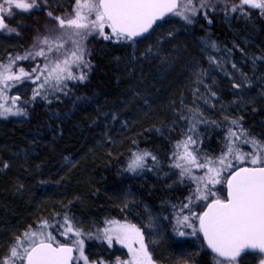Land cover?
Returning a JSON list of instances; mask_svg holds the SVG:
<instances>
[{"label": "trees", "instance_id": "16d2710c", "mask_svg": "<svg viewBox=\"0 0 264 264\" xmlns=\"http://www.w3.org/2000/svg\"><path fill=\"white\" fill-rule=\"evenodd\" d=\"M207 17V23L194 20L188 39L194 38L212 52L230 53L243 66L254 91L264 93V16L215 12ZM126 42L94 41L87 79L70 80L63 91L49 93L47 99L37 96L33 100L28 80L10 91L11 97H20L18 102L27 115L0 126V241L44 222L56 226L65 217L86 227L97 226L124 218V212L131 214L132 206L147 207L169 219L172 205L178 208L187 201L192 187L173 166L175 146L191 135L197 140L191 150L209 156L210 150H218L219 132H206L211 127L202 123L196 124L194 133L166 131L168 123L159 121L160 105L151 113L142 112L135 100H129L125 65L134 43ZM213 42L215 48L210 47ZM98 106L118 109L126 122L109 133L94 130L89 116ZM239 125L249 134L264 133V98L244 111ZM102 133L105 136H99ZM143 151L155 155L159 165L154 166L149 156L145 169L129 171L132 154ZM64 157L70 163L64 164ZM191 237H183L180 245L165 244L167 256L174 261L209 264L210 253L200 234Z\"/></svg>", "mask_w": 264, "mask_h": 264}, {"label": "rangeland", "instance_id": "374dc122", "mask_svg": "<svg viewBox=\"0 0 264 264\" xmlns=\"http://www.w3.org/2000/svg\"><path fill=\"white\" fill-rule=\"evenodd\" d=\"M27 2H31V0H27ZM200 2L201 0H193L198 9ZM4 3L5 0H0V4ZM38 3L40 4V8H35L27 13L14 7L11 16L2 13L8 28H13L16 31L10 33L6 28L0 32V64L7 65L10 60L16 57L24 56L29 51L34 52L39 50V45L35 49L32 48L34 41L38 37L48 35L47 29L57 26V21L49 17L47 13L51 12L53 16L67 19L73 15V8L75 6V0H47L46 5L44 0H38ZM208 3L215 5V7L198 11L194 20L200 18L201 21L203 20L207 23L209 22L207 16L213 15L215 12H220L224 16H231V14L246 16L245 12H247V15L253 14L255 17L264 16L261 10L251 9L247 5L242 6L244 11L238 10L233 12L231 10L232 6L240 5V0H208ZM204 13H207V15L205 16ZM91 18L94 19V16ZM190 25L181 18L171 15L160 22L146 37L135 41L132 47V56L127 59L128 62L125 65L128 68V98L129 100H135L142 112L149 111L151 113L160 105L161 108L158 113L159 121L168 123L167 128H164L166 131H176L175 129L189 131L194 118L197 119L196 124L199 123L198 120L200 119L205 121L202 124L211 127L207 131L204 129L206 132L214 133L215 130L213 129L219 132L217 152L212 153L211 150L208 152L210 153L208 157L215 159L222 154V151H226L224 144L228 129L231 128L233 131L239 132V129L236 125L232 124V121H238L240 124L244 111L252 108L256 99L264 98V93L254 91V87H251V80L248 79L243 66L235 62L230 53L223 50L212 52L194 38L188 39V35L190 34L188 28ZM104 31L106 35H111L112 38L105 40L98 33H93L84 41L87 49L86 60H89V54L94 41H98L99 39L107 42L127 44V40H117L111 34L110 28L105 27ZM3 44H8L9 47L5 48ZM65 47L68 49L72 45L69 43ZM44 63L43 57H36L35 60L31 58L16 60V63L13 65V72L18 73L20 67H23L27 72H31L33 67L37 65L43 67ZM82 70L75 66L72 67V71L76 75H79ZM28 81L32 84L33 93V90L37 88L40 82L33 83L32 80ZM67 82L65 83L67 84ZM16 85L18 86L19 83ZM16 85L13 87H16ZM236 85H239V87H236ZM13 87L7 89L4 93V98L0 99V104L10 107L15 111L21 108V104L18 102L20 99L15 105L11 103L12 97L10 96V91ZM45 93L49 94L52 91L46 87L45 90L41 91L40 96H44ZM2 110L0 109V111ZM19 116L9 114L7 117H0V126L6 120L17 119ZM89 117L90 127L94 128V130L98 129V131L106 129V133H109L111 129H119L126 122V119L122 117L119 110H116L114 107H95L94 114ZM241 127L244 129L243 126ZM261 127L264 130V126ZM102 135L104 133L99 134V136ZM105 138L108 139L107 136ZM248 138L255 140L257 144L255 146L251 144L243 145L240 141H237L241 152L255 153L257 151H264V133L261 135L248 133ZM174 151H176V148ZM180 151H183V149L181 148ZM66 158L69 161L68 157H64V164L66 163ZM231 165V168L221 173L220 184L209 186L216 193V196L221 199H224L223 193L225 192V182L229 176L228 173L242 166H253L250 159H231ZM175 170L180 172L179 169L175 168ZM205 171L206 169L193 168L192 175L202 176ZM185 178L186 182L190 183L192 189H194L196 187L195 182L187 176ZM214 198L210 197L209 201H197L196 203L206 206ZM128 200L130 203L133 202V200ZM184 203H188V201ZM180 205L174 209L169 219L168 215L161 214L147 207L140 206L138 208L132 206L131 214L127 211L124 212V218L107 220L93 227H86V224L79 223V221L67 219V223L71 224L74 230L68 235L61 234L66 230L65 219L58 223L59 227L57 225H47L45 230L50 232L61 244L70 245L74 248H76V245L73 241L82 239L84 241V255L88 257V264H99L101 261L103 264H118V262L119 264H125V262L131 259V253H129L127 247L116 243L115 240L109 246L107 241L97 238L98 233L102 235L103 229L109 227L108 221H119L122 224L135 225L143 232L144 242L153 264H194L187 259L174 261L167 256L164 249L165 244L180 245L183 243V237L175 234L176 231L174 230L176 216L180 212ZM204 208L197 206L193 210L201 213ZM183 214L188 215V210L185 209ZM149 224L152 227H148ZM192 224L194 228H199L198 221L195 219H193ZM38 229L39 227L23 228L11 234L9 239L3 238L0 241V261H6L9 258L11 248L15 246L18 237L23 239L25 231H36ZM179 230L186 233L192 231L190 228L183 227ZM75 231L81 233L79 238L75 236ZM197 233L199 234V231ZM6 240H8L7 243ZM134 247H138V245H134ZM79 255V252L75 250L73 264H84L83 260L79 259ZM208 261L209 264H213V256L211 254ZM263 261V258L259 254L243 253L237 259L236 264H263Z\"/></svg>", "mask_w": 264, "mask_h": 264}, {"label": "snow or ice", "instance_id": "6c2138e0", "mask_svg": "<svg viewBox=\"0 0 264 264\" xmlns=\"http://www.w3.org/2000/svg\"><path fill=\"white\" fill-rule=\"evenodd\" d=\"M44 3L46 5L47 0H44ZM244 5L264 13V0H240V5H233L231 10L244 11L242 7ZM13 7L27 13L40 8V4L38 0H31V2L5 0L4 4H0V13L11 16ZM210 7L215 5H210L208 0H201L199 9L193 0H75L71 18L65 19L53 16L51 12L47 13L49 17L57 21V26L47 29L48 35L38 37L34 41L32 48L35 49L39 45V50L29 51L24 56L16 57L7 65L0 64V99L4 98L8 88L25 80H32L33 83L40 82L33 90V100L40 96L41 91L46 87L50 88L55 95L57 91H63L67 87L66 81L86 80L87 71H90V61L85 59L87 49L84 41L93 33H98L105 40L111 39V35L105 34V27L111 29V34L117 40L123 39L135 43L136 38L144 37L154 25L163 21L169 14L181 18L187 24H192L198 11ZM244 14L247 15V12ZM204 15L206 16L207 13ZM92 16L94 19L91 18ZM4 20V15H0V30L7 28L10 33L15 32V29L8 28ZM69 43L72 47L66 49L65 46ZM210 47L215 48V43L213 42ZM36 57L44 58L43 67L37 65L31 69V72L20 67L18 73L13 72L16 60L30 58L35 60ZM73 66L83 69L79 75L73 73ZM43 98L47 99L46 93ZM19 99L18 96L12 97L11 103L15 105ZM0 109H3L0 111V117H7L9 114L27 115L24 108L13 111L12 108L0 104ZM196 122L197 119L194 118L189 132H195ZM198 122L205 123L202 119ZM232 124L237 126L239 132L228 129L224 144L226 151H222V154L215 159L200 155L199 149L190 150V146L197 144V140L191 135H188L185 140L178 141L175 146L176 151L172 153L173 166L180 170V177L187 176L196 184L186 197L188 203L180 205L174 230L180 237L196 236L197 231L203 233L207 248L213 254V264H236L237 259L247 251L258 250L264 253V166H260L264 165V151L241 152L237 141L243 145L253 146L257 142L248 138L247 131L239 125L238 121H232ZM181 148L183 151H180ZM149 156L154 166H158L157 157L148 151H143L132 155L128 170L137 172V170L145 169L147 167L145 157ZM231 159H250L253 167H243L238 171L233 169L228 173L230 178L227 179V196L221 199L209 186L221 183V173L232 167ZM66 163H70L67 158ZM193 168L206 169V171L202 176H193ZM181 182H183L182 179ZM210 197L215 198L211 199L206 206L196 203L209 201ZM197 206L205 207V210L197 213L193 210ZM172 207L175 209L176 205ZM185 209L188 210V215L183 214ZM67 219L65 217L66 230L61 233L62 235H68L74 231L72 225L67 223ZM193 219L198 221V229L193 227ZM107 223L109 227L103 229L102 235L98 233L97 238L107 241L109 246L115 240L116 243L127 247L131 253V259L125 264H153L144 242V234L139 228L119 221ZM46 226L47 222H44L36 231H25L23 239L18 237L15 246L11 248L9 258L6 261H0V264H73L74 248L57 241L50 232L45 230ZM148 227L152 225L149 224ZM181 227L190 228L192 231L190 233L180 231ZM75 236L79 238L81 233L75 231ZM73 243L76 245L75 250L80 254L79 259L83 260L84 264H88V257L84 255V241L76 239Z\"/></svg>", "mask_w": 264, "mask_h": 264}, {"label": "water", "instance_id": "95a60500", "mask_svg": "<svg viewBox=\"0 0 264 264\" xmlns=\"http://www.w3.org/2000/svg\"><path fill=\"white\" fill-rule=\"evenodd\" d=\"M0 15H2V13H0ZM171 16V14H169V15H167L165 18H164V20L166 19V18H168V17H170ZM4 22H5V20H4ZM162 22V21H161ZM6 23V22H5ZM160 22H158V24H159ZM157 24V25H158ZM157 25H154L153 26V29L157 26ZM153 29H150L149 30V33L153 30ZM2 30H0V32H1ZM149 33H147V34H145L144 35V37H146ZM144 37H142V38H136V40L135 41H138V40H140V39H143ZM243 167H253V166H242V167H239V168H237V169H235V170H239L240 168H243ZM230 177L228 176V178L227 179H229ZM226 196H227V180H226V182H225V198H226ZM205 210V208L203 209V211ZM202 211V212H203ZM198 227H199V223H198ZM199 234H200V238H201V240H202V243H203V245H204V247H205V249L213 256V254L211 253V250L210 249H208L207 248V242H206V240H204V238H203V233H201V232H199ZM67 246H69V247H72V246H70V245H67ZM74 248V247H73ZM248 253H255V254H259V255H261L262 256V258L264 259V253H260L258 250H255V251H247ZM75 256V248H74V252H73V257Z\"/></svg>", "mask_w": 264, "mask_h": 264}, {"label": "flooded vegetation", "instance_id": "af4514ba", "mask_svg": "<svg viewBox=\"0 0 264 264\" xmlns=\"http://www.w3.org/2000/svg\"><path fill=\"white\" fill-rule=\"evenodd\" d=\"M6 22V21H5ZM225 196V195H224ZM225 198V197H224ZM246 254H255V253H248V252H246ZM262 257V256H261ZM264 260V259H263ZM263 264H264V261H263Z\"/></svg>", "mask_w": 264, "mask_h": 264}]
</instances>
